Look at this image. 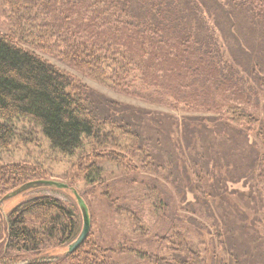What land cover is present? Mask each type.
Instances as JSON below:
<instances>
[{
  "label": "trees",
  "instance_id": "trees-1",
  "mask_svg": "<svg viewBox=\"0 0 264 264\" xmlns=\"http://www.w3.org/2000/svg\"><path fill=\"white\" fill-rule=\"evenodd\" d=\"M175 1L0 0V152L10 149L19 122L39 131L47 156L73 157L83 154L88 145H114V134L121 128L113 119H97L86 97L69 91L74 77L44 58L52 57L119 94L195 113L189 118L202 127L201 136L210 131L202 125L204 120L219 129L230 125L235 134L252 139L253 167L257 162L264 173V124L245 108L253 101L264 105L260 100V96L264 99V73L256 74L249 58L235 53L233 66L217 43L198 40L183 22L188 20L184 7L177 9ZM202 3L205 11L215 13L217 8L225 21H230V15H244L264 34V0ZM143 112L163 127L172 119L167 113ZM138 151L152 158L150 151ZM89 156H107L117 166L123 161L113 152ZM146 166L150 169L151 163ZM102 172L90 160L82 167L83 181L97 183ZM46 176L39 164L0 163V195ZM76 213L49 195L19 202L2 215L0 260L68 245L80 230ZM84 246L85 241L60 259H32L24 264H61L66 257L72 258V264H113L98 261L95 249L86 251ZM174 246L179 254L175 260L145 257L150 264H207L183 236L177 235Z\"/></svg>",
  "mask_w": 264,
  "mask_h": 264
},
{
  "label": "rangeland",
  "instance_id": "rangeland-1",
  "mask_svg": "<svg viewBox=\"0 0 264 264\" xmlns=\"http://www.w3.org/2000/svg\"><path fill=\"white\" fill-rule=\"evenodd\" d=\"M175 3L173 6L177 5V9L184 7L188 20L183 22L198 40L217 43L233 66L232 53H235L243 59L248 57L256 74L264 73V34L250 19L236 14L225 21L217 8L215 13L205 11L202 0H176ZM44 58L74 77L69 91L78 97L84 95L97 119H113L121 130L114 134V145H88L83 154L73 157L47 156V144L39 131L25 122L17 123L19 134L8 151L0 152V163L39 164L48 174L42 179L65 183L67 188L30 189L3 203L0 238L2 215L19 202L39 195L57 197L75 208L81 229L82 215L74 190L83 200L89 218L83 248L95 249L98 261L150 264L146 255L175 260L179 257L174 250L179 234L207 264L215 261L264 264V173L257 162L253 167L251 138L235 134L230 125L219 129L218 124L207 120L202 125L210 131L201 136L202 127L189 118L195 113L119 94L52 57ZM260 100L264 99L260 96ZM245 108L264 124L262 101L258 104L253 101ZM143 111L167 113L172 119L163 127L161 122L142 116ZM139 148L150 151L152 158H144ZM110 152L123 157L120 166L107 156H89ZM90 160H95L103 169L101 180L94 184L83 181L82 167ZM146 162L151 163L150 169ZM64 253L72 254L67 252V245L38 255L20 253L18 259L9 256L0 260V264L60 259ZM60 263L72 264V258H62Z\"/></svg>",
  "mask_w": 264,
  "mask_h": 264
},
{
  "label": "water",
  "instance_id": "water-1",
  "mask_svg": "<svg viewBox=\"0 0 264 264\" xmlns=\"http://www.w3.org/2000/svg\"><path fill=\"white\" fill-rule=\"evenodd\" d=\"M45 186L46 187H54V188H67V184L57 182V181H54L52 179H38V180H34V181H29V182H26V183L20 185L17 188L5 193L0 198V206L3 203H5L6 201L10 200L11 198H13V197H15V196H17L23 192H26L30 189H35V188L45 187ZM73 194L76 197L78 207L81 211L82 225H81V229L78 232L75 239L72 240L67 245V252L68 253H73L83 243V241L85 240V238L88 234V231H89V218H88L86 206H85L83 200L81 199V197L74 190H73Z\"/></svg>",
  "mask_w": 264,
  "mask_h": 264
}]
</instances>
